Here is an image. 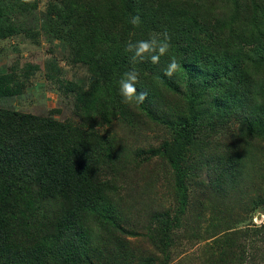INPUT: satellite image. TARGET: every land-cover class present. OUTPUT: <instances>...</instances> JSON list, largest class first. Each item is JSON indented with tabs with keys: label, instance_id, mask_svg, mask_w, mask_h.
Here are the masks:
<instances>
[{
	"label": "rangeland",
	"instance_id": "1",
	"mask_svg": "<svg viewBox=\"0 0 264 264\" xmlns=\"http://www.w3.org/2000/svg\"><path fill=\"white\" fill-rule=\"evenodd\" d=\"M0 2L6 12L0 19V76L12 90L11 95L0 98V108L48 116L75 130L108 138L95 169L97 180L103 183V193L109 198L107 211H100L103 205L97 211L106 217L89 213L84 221L91 235L92 264H264V228L257 230L264 223V140L258 138L243 145V151L248 150L244 156H248L243 160L242 175L219 179L218 173H209L211 164L207 159H197L198 144L184 147L182 158L173 143L175 134L169 123L184 111L173 91L160 90L156 82L150 83L154 96L144 102L146 110L135 102L122 103L119 94V81L131 70L139 73L137 86L145 92L146 83L140 82L149 74V65H157L147 63L148 59L132 62V54L125 51L129 41L162 38L167 33L170 49L158 63L160 69L167 68L171 59H183L189 54L179 37L183 27L191 30L187 39L194 35L207 41L205 33L194 31L195 20L217 36L221 17H232L235 3L242 6V0H206L202 5L196 0ZM68 8L73 12L78 8L82 27L95 26L92 43L99 45L95 47L98 52L102 47L111 48H104L106 55L102 58H108L111 79L102 81L98 77L99 90L92 99H88L92 67L83 60L80 46L51 32L50 24ZM206 10H212L211 15L207 14L209 21L206 17V21L191 18V14ZM222 10L227 13L217 17ZM161 12L170 17L162 19V30H153L148 37L140 25L130 22L135 15L142 18ZM182 21L181 27L177 23ZM71 29L75 34L76 27ZM105 35L107 40L113 36L117 45L106 43ZM174 78L178 80V76ZM88 100L90 107L86 105ZM237 126L235 119L219 120L214 129L198 121L200 130L193 134L194 140L205 143L207 155L215 156L222 153L218 141L225 140ZM176 156L180 159L178 165L174 162ZM178 168L187 171L179 182ZM178 187L187 192L183 206ZM35 198L33 203L40 201L38 214L20 212L29 206L22 203L16 208L19 212L11 216L9 225L14 236L27 222L35 223L41 233L50 230L43 220L51 219L58 205ZM233 239L237 244L234 253L228 255L231 260L222 262L218 254L227 251Z\"/></svg>",
	"mask_w": 264,
	"mask_h": 264
},
{
	"label": "trees",
	"instance_id": "2",
	"mask_svg": "<svg viewBox=\"0 0 264 264\" xmlns=\"http://www.w3.org/2000/svg\"><path fill=\"white\" fill-rule=\"evenodd\" d=\"M205 2L196 0L199 5ZM242 3V6L235 3L230 14L232 17L223 10L217 14V17L225 14L221 17L223 22L218 27L217 36H212L194 19L206 21V17L209 21L207 14L211 15L212 10L191 14L195 20L194 31L205 33L207 41L194 35L187 39L191 30L183 27L179 37L186 43L189 54L183 59L175 58L180 69L168 77L164 75L166 68L160 69L158 63L154 68L149 65V74L140 82L146 83L147 98L144 102H149V98L154 96L149 87L153 81L158 89L167 88L174 92L177 104H181L180 109L184 111L169 123L175 134L173 143L179 147L182 158L184 147L198 144L197 159H207L211 164L209 173L214 171L223 180L243 174V160L248 156H244L248 150L243 151V145L258 138L264 140V0H242ZM76 10L73 12V8H68L63 11L65 13L50 24L51 32L80 46L83 60L92 67L88 98L92 99L99 90L98 77L102 81L111 79L106 62L108 58L102 59L106 55L104 48L106 51L111 48L102 47L100 52L95 49L99 46L92 43V28L95 26L84 24L82 27L78 8ZM200 13H203L201 17ZM4 15L3 2H0V19ZM169 17L164 12L157 15L149 13L140 17L139 29L148 37L151 31L162 30V19ZM177 24L182 27L184 21ZM72 27H76L75 34ZM107 37L104 36V41H111L115 47V38L111 36L107 40ZM148 61L152 63L150 59ZM177 76L176 81L174 77ZM11 94L5 77L0 76V98ZM144 102L138 103V108L148 109ZM86 105L90 107L92 104L88 100ZM230 119H235L238 126L225 140L218 141L222 153L207 155L205 143L194 140L193 134L200 130L198 121L214 129L219 120L225 122ZM107 143L106 135L75 130L48 116L0 108V264L94 263L91 235L84 221L89 213L98 215L99 206H104L100 211H107L109 198L103 193V183L95 174ZM178 160L176 156L174 162L177 165ZM226 167H229L228 171ZM176 170L178 182L182 181L187 171ZM177 189L183 206L187 192ZM36 196L58 205L53 217L43 220L50 230L41 233L35 223L27 222L19 226L14 236L9 225L11 216L19 212L16 208L22 203L29 206L20 212L32 213L33 216L38 214L36 210L40 201L33 203ZM98 216L106 217L102 213ZM166 220L164 218L163 222ZM262 228L264 223L257 230ZM236 244L233 239L228 243V252H219L222 262L231 260L228 255L234 253Z\"/></svg>",
	"mask_w": 264,
	"mask_h": 264
},
{
	"label": "clouds",
	"instance_id": "3",
	"mask_svg": "<svg viewBox=\"0 0 264 264\" xmlns=\"http://www.w3.org/2000/svg\"><path fill=\"white\" fill-rule=\"evenodd\" d=\"M28 2V0H25ZM131 24L138 27L141 23V18L139 15L131 17ZM170 49V37L167 33L163 34L162 38L157 36H152L146 40H138L135 42L129 41L126 45L125 51L131 53L132 62H142L147 59L153 64L160 62V58L168 54ZM180 69V65L175 60L171 59L168 64L164 75L172 77ZM138 76L139 73L135 70L128 71L124 73L123 77L119 81V94L122 98V103L132 104V103H143L147 98V93L144 91H138Z\"/></svg>",
	"mask_w": 264,
	"mask_h": 264
}]
</instances>
